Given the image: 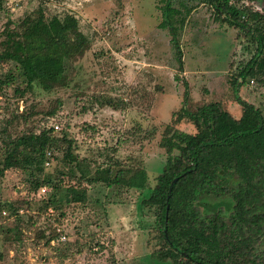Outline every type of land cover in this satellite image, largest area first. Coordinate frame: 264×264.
<instances>
[{
	"label": "rangeland",
	"instance_id": "374dc122",
	"mask_svg": "<svg viewBox=\"0 0 264 264\" xmlns=\"http://www.w3.org/2000/svg\"><path fill=\"white\" fill-rule=\"evenodd\" d=\"M165 2L0 0V40L5 27L13 28L39 8L46 19L54 17L67 28L61 46V87L44 92L33 85L20 96L19 81L0 85V157L10 140L29 130L49 128L73 141L74 154L90 171L114 161L146 174L144 190L87 185L64 176L60 191L45 186L47 192L37 196L36 183L55 179L61 167L59 153L53 152L41 173L5 171L0 176V264H169L176 258L169 250L164 254L170 259L155 258L162 241L147 207L158 200L153 187L165 161L158 146L164 127L194 132L186 119L172 122L182 107L185 88L189 111L217 102L238 117L237 96L264 116V85L256 78L246 79L238 88L231 84L253 47L200 0H169L178 11L174 28L179 69L171 35L161 27ZM230 3L264 17V0ZM84 38L88 47L77 54ZM10 71L16 75L12 64H1L0 81ZM106 100L115 109L105 106ZM56 101L59 108L53 116L46 115ZM55 124L57 130L51 127ZM67 186L83 190L84 203L67 204L65 199L57 209L46 208L48 199L63 200ZM229 206L227 198L200 199L205 212ZM59 235L65 239L59 241Z\"/></svg>",
	"mask_w": 264,
	"mask_h": 264
},
{
	"label": "trees",
	"instance_id": "16d2710c",
	"mask_svg": "<svg viewBox=\"0 0 264 264\" xmlns=\"http://www.w3.org/2000/svg\"><path fill=\"white\" fill-rule=\"evenodd\" d=\"M200 1L206 2L221 21L253 47L231 84L238 88L246 79L256 78L264 85V17L249 7H236L230 0ZM177 13L166 0L161 27L171 35L181 69L174 28ZM177 22L181 24L182 19ZM1 36L0 65L12 64L16 75L8 72L0 85L19 81L23 88L14 91L20 96L33 85L44 92L61 87V46L66 41L67 28L60 20L46 19L39 8L26 14L13 28L5 27ZM78 45L77 54H82L88 40L84 38ZM234 99L241 107L237 118L217 102L189 111L185 88L182 107L172 122L186 119L194 132L185 133L173 125H166L162 131L158 146L164 150L165 161L153 187L158 200L147 206L152 209L153 227L162 241V247L153 254L160 262L170 259L164 254L169 250L176 257L169 264H264V116L237 96ZM59 106L56 101L45 114L53 116ZM105 106L115 109L108 100ZM72 145L64 132L53 134L49 128L38 133L29 130L4 146L0 176L10 169L41 173L46 153L50 152L53 159L55 151L61 155V167L55 171L53 181L46 178L35 184L37 193L45 186L60 191L64 176L87 185L145 189L146 174L140 168L127 169L111 161L90 171L89 165L74 154ZM205 198H227L230 206L205 212L200 207V199ZM62 199H48L45 206L57 209L65 199L67 204H83L85 192L67 186Z\"/></svg>",
	"mask_w": 264,
	"mask_h": 264
},
{
	"label": "built area",
	"instance_id": "2783aa9c",
	"mask_svg": "<svg viewBox=\"0 0 264 264\" xmlns=\"http://www.w3.org/2000/svg\"><path fill=\"white\" fill-rule=\"evenodd\" d=\"M53 129H55V130H57L58 129V127H57V125L55 124V125H52L51 126ZM46 158H47V160H45V162H44V166L45 167H47L48 165H49V161H51L52 159H51V153L50 152H47L46 153ZM42 193L43 195L47 192L46 191V189H45V187H41V188H39V190H38V193ZM38 193H37V196H39L38 195ZM57 232L59 233V230H57ZM65 238H64V236L63 235H59V237H58V240L59 241H63Z\"/></svg>",
	"mask_w": 264,
	"mask_h": 264
},
{
	"label": "crops",
	"instance_id": "0c3cea01",
	"mask_svg": "<svg viewBox=\"0 0 264 264\" xmlns=\"http://www.w3.org/2000/svg\"><path fill=\"white\" fill-rule=\"evenodd\" d=\"M228 113H230L228 110H227ZM237 118V117H236Z\"/></svg>",
	"mask_w": 264,
	"mask_h": 264
}]
</instances>
